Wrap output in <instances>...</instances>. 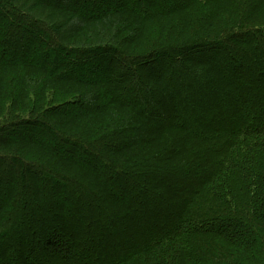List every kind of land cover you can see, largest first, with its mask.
Instances as JSON below:
<instances>
[{
  "label": "trees",
  "instance_id": "16d2710c",
  "mask_svg": "<svg viewBox=\"0 0 264 264\" xmlns=\"http://www.w3.org/2000/svg\"><path fill=\"white\" fill-rule=\"evenodd\" d=\"M0 264H264V0H0Z\"/></svg>",
  "mask_w": 264,
  "mask_h": 264
},
{
  "label": "rangeland",
  "instance_id": "374dc122",
  "mask_svg": "<svg viewBox=\"0 0 264 264\" xmlns=\"http://www.w3.org/2000/svg\"><path fill=\"white\" fill-rule=\"evenodd\" d=\"M106 5H104V7H105ZM15 29V28H14ZM12 31V30H11ZM19 38H21V36H19ZM51 57H54V54L53 53H51ZM99 76H101V77H103V76H105V74H102V75H99Z\"/></svg>",
  "mask_w": 264,
  "mask_h": 264
}]
</instances>
